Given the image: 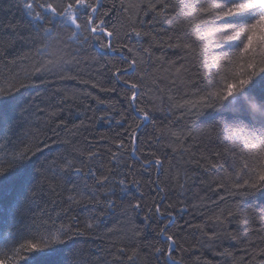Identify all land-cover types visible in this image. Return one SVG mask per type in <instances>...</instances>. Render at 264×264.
Returning <instances> with one entry per match:
<instances>
[{"label":"snow or ice","instance_id":"1","mask_svg":"<svg viewBox=\"0 0 264 264\" xmlns=\"http://www.w3.org/2000/svg\"><path fill=\"white\" fill-rule=\"evenodd\" d=\"M24 8L27 19L23 22L0 16V35L10 36L14 43L23 39L20 32L26 30L36 44L35 55L48 59L24 71L28 84L14 76L7 88L0 87V151L10 155L0 162V192L5 181L13 180L21 197L15 208L0 206V218L15 219L14 213L25 217L15 231L6 230L0 243V264H83L75 246L76 238L85 236L94 240L109 237L107 246L93 258L95 264H185L183 256L174 253L189 251L181 243L187 241V236L181 235L186 231L198 237L193 250L207 249L214 256L231 257L235 264L232 252L217 248L224 240L239 241L245 245L242 264H264V247L247 239L252 233L264 242V216L258 227L234 232L228 226L239 209L220 207L224 195L210 202L201 197L198 204L180 199L198 176L189 166L208 173L226 164L212 190H224L227 196L264 191V0H28ZM6 11L10 12V6ZM114 15L115 21L111 19ZM170 22L176 25L172 35L155 27ZM201 25H211L212 31H203ZM65 32L68 40L62 41ZM53 41L64 44V55L58 59L52 58ZM72 43L78 45L74 50ZM213 45L224 51L221 56L212 55L209 62L205 55ZM97 46L101 53H89L87 59L80 56ZM169 49L184 50L191 59L178 57L179 64L171 61L163 68L166 73L174 68L172 75L179 77L185 92L179 100L168 95V122L159 124L154 112L164 109L150 94L164 91L158 81ZM55 68L60 71L53 73ZM50 73L65 86L45 88L42 95L39 87L54 83L45 79ZM70 81L110 95L101 98L87 87H69ZM37 82L36 96L14 95ZM171 83L169 93L175 79ZM188 89H194L191 95L195 99H184ZM36 99L43 108L35 104ZM216 107L244 117L254 115L261 126L249 120L226 129L227 159H221L217 151L212 154L214 163L212 157L193 151L197 138L184 121L190 114L199 116ZM16 110L43 113L36 116L39 126L18 133L21 121L9 117ZM101 122H114L123 132L94 135L92 130ZM149 126L152 133L146 135L141 147L140 130ZM42 127L47 131L42 133ZM190 137L191 144L187 143ZM32 141H36L35 148ZM52 146H57L55 153L44 155ZM38 153L43 159L33 170L28 162ZM150 171L154 178H144ZM131 188L138 195L130 193ZM169 192L177 196L175 203ZM121 194L130 198L125 202ZM201 204L219 210L210 215L197 211L202 222L193 223L189 209H200ZM78 210L87 212L83 220ZM117 210L130 227H110L101 233L104 219ZM137 212L146 213L143 228L132 220ZM177 215L182 223L177 222ZM185 215L189 219H183ZM164 217L167 223L149 239L145 229ZM196 260L197 264H212L207 258L201 261L197 256Z\"/></svg>","mask_w":264,"mask_h":264},{"label":"trees","instance_id":"2","mask_svg":"<svg viewBox=\"0 0 264 264\" xmlns=\"http://www.w3.org/2000/svg\"><path fill=\"white\" fill-rule=\"evenodd\" d=\"M28 2V0H0V16H9L12 20L16 22H23L27 19L26 16V9L24 8V4ZM10 6V12L6 11L9 9ZM113 21L117 19V17L114 15L111 17ZM141 19L147 20V17H141ZM181 25H183V21H180ZM156 28L163 27L167 35L173 34V29L176 28L175 23L170 22L168 24L163 25H156ZM203 31L211 32L212 26L211 25H201L200 26ZM20 35L23 37V39L15 40L14 43L12 42V38L7 35H0V87L7 88L8 83L12 81V77L16 76L17 80H23L24 83L28 84V80L25 79L24 71L32 66L33 63L36 62H44L46 59H48L47 56L40 57L35 55V47L36 44L32 39H29L28 32L26 30H21ZM69 33H62L61 34V40L67 41L68 40ZM167 35L164 36V39H167ZM38 40L39 38H35ZM209 39H216L218 40V37H209ZM207 43V41H205ZM78 47L77 44L72 43L71 48L74 50ZM51 51L53 53L52 58L58 59L59 57L64 55V44L63 43H56L55 41L51 42ZM103 50H101L98 46L89 49L87 52H81L80 56L87 59L89 53L91 54H99ZM222 49L216 48L214 45L212 47H209L207 49V53L205 55V58L208 59L209 62H211V56L217 55L221 56L223 55ZM75 54V53H74ZM116 55V54H112ZM156 55H160V52L157 51ZM178 57H185L187 59H191V57H188L187 53L184 50L181 49H169L166 52L165 55V63L161 66L162 70L160 72V80L158 81L160 88L164 89L163 92H156L154 90L152 95L153 99L156 101L157 105L160 109H164V111L156 110L154 112L157 123L159 124H166L168 122L169 115L167 113V109L169 107L168 102V95L175 96L177 100L180 99V97L184 94L185 88L184 85L180 84L179 77H174L172 73H174V68L171 70V72H164L163 68L169 67L171 61H177V64H179L181 61L178 59ZM66 59L69 57H65ZM14 61V62H13ZM67 67V66H65ZM59 68L53 69V73L59 72ZM18 74V75H17ZM45 79L53 80L54 83L52 84H46L44 86L39 87L40 93L43 95L44 89L47 88L49 90H52L55 87H64L65 84L63 82H58L57 77L53 75L52 73L48 74ZM175 79L176 84L171 93L168 92L169 88H173V84L171 81ZM18 86V85H17ZM69 87H75L83 89L85 87L88 88V90L92 91L94 95H98L101 98L109 97L110 94L100 92L98 89H92L90 86H85L81 84H77L74 81L68 82ZM38 90V82L35 85H30L27 88L20 89L19 92L14 93L15 96H20L23 98H28L29 96H36ZM189 95L184 96V99H195L196 97L191 95V92L194 91V89H188ZM112 98H115V94H111ZM35 104H39L41 108L44 107V104L41 103L39 99L35 100ZM92 107H96L95 104H92ZM195 112V109L193 110ZM176 115H179V112L175 113ZM37 115H43V113L37 112L35 114H32L31 111L21 113L19 110H16L15 112L9 113L10 119L20 120L21 123L16 127V131L20 134H23L25 131L30 130L33 127L39 126V121L36 120ZM115 116V119L118 120L119 116ZM79 119V118H78ZM249 120H251L256 127H260L256 116L254 115H248L247 117H244L243 115L237 114L235 112L229 111L228 109L222 108V107H216L214 109H205L202 114L199 116L195 115H188L185 117L184 123L187 125L188 130H191L193 132V135L197 138L193 151L197 152V155H199L200 152H203L205 155L212 157V154L214 152L219 151L221 153V159H227V154L224 153V149L229 144V132L226 131V129H231V127L237 123H244L248 124ZM127 127V125H125ZM47 130L45 128H41V132L44 133ZM93 134H106L108 136L114 135L115 132H123V129L120 128L118 125H116L114 122L112 124H108L105 122L99 123L93 130ZM141 136H140V146L143 147L144 140L146 138V135H150L152 133V128L149 126L146 130L141 129ZM48 135H51V133H48ZM44 136L41 135L40 139H43ZM221 141H224L221 143ZM187 143H193L192 138L190 137ZM32 146L35 148L36 141H32ZM57 146H52L51 151L48 149H45L44 155H53L56 151ZM62 147V146H61ZM161 156H163V152L160 153ZM169 155L171 156V152L169 150ZM10 159V155L5 156L4 152L0 151V162L6 161ZM43 159V156L41 154H37V156L33 157L31 161L28 162V167L33 169L38 165L40 160ZM212 162H216V158L212 157ZM173 164H175V160L173 161ZM165 167H169V165L166 163ZM227 168L226 164H222L219 167H217L214 170H210L208 173H205L202 169H194L193 166H189L190 171H196L198 172V176L190 183L189 191H187L184 196L180 197V199L185 200L186 202H191L193 204L201 203L200 198L203 197L205 202H210L212 200L219 201V196L224 195L226 197L225 201H219V206L224 208L225 210L229 208H238L239 214L237 217H234L232 220V223L229 224V230L231 231H237L240 229H246L248 226H259L260 223V217L264 216V191L255 192L252 195H237L236 197H230L227 196V193L224 192V190H220L219 192L213 191L216 187L215 181L222 177L224 175V172ZM144 178H148L149 176H152L154 178L155 173L154 171H150L149 173L143 174ZM132 177H129L131 179ZM136 178H139L137 176ZM80 177H77V180H79ZM162 180H167L166 176H161ZM201 180L205 181L204 184L201 183ZM170 187V185H169ZM47 191V190H45ZM130 193L133 195H138L136 193L135 188H131ZM243 191V190H240ZM164 193H161L163 195ZM171 202L175 203L177 200V196L169 192L168 193ZM121 198L123 200H126L130 197H125L124 194H121ZM21 199L20 197V188L16 181L9 180L5 181V185L3 188V191L0 192V206H6V207H12L15 208L16 201ZM160 202V201H158ZM162 205L166 202H160ZM163 210V209H162ZM213 210H219L216 208L215 205H210L209 207H204L203 204H201L200 209H193L190 208L189 212L192 214V222L193 223H200L201 217L197 215V211H203L206 214L210 215ZM79 215L81 219L85 218L87 216V212L83 210H78ZM146 213L144 212H137L132 214V220L136 226H139L141 228L144 227V224L146 223L143 219L144 215ZM15 219L11 218H0V243H3L5 238V232L6 230L15 231V227L17 226L18 222L21 219H25L24 216H22L20 213H14ZM177 222L182 223L181 217L177 215L176 217ZM183 219H189V216L185 215ZM240 220H247V225L241 224ZM167 223V217L160 218L159 223H153L151 228L145 229V232L147 233L149 239H153L155 236V231L159 228L163 227V225ZM114 227V228H124L127 230L130 225L126 222L125 217L120 213L119 210L115 214L109 215L104 219V222L101 225V233L107 230V228ZM176 230L173 229V232ZM181 235L187 236V241H181V243L185 244V247L189 248L188 252L185 253H174L178 258L180 256H183V259L185 261V264H197V256L201 258V261H203L205 258L212 261V264H233V259L230 258H224V257H217L214 256L213 253L207 249H196L193 250L192 245L195 243V241L198 239L197 236L191 235L189 232H184ZM77 244L75 246L76 251L79 253L78 259H80L83 264H95L94 257L98 254V250L105 248L109 242V237H105L103 240H94L91 237L85 236V237H78ZM160 241H163V237L156 238ZM247 239H252L256 242V244L260 245L261 247H264V242L259 241L256 236L252 233H248ZM245 245L239 241H232V240H224L221 245L218 246L217 250L222 251L224 248H227L230 252L233 253V256L235 258V264H242L241 262V256L244 255L243 249ZM65 256H68L69 254L66 252L64 254Z\"/></svg>","mask_w":264,"mask_h":264}]
</instances>
